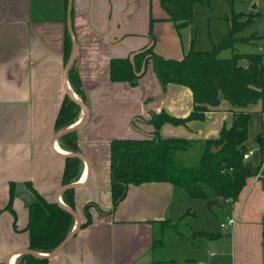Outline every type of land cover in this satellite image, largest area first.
<instances>
[{
	"label": "crops",
	"instance_id": "0c3cea01",
	"mask_svg": "<svg viewBox=\"0 0 264 264\" xmlns=\"http://www.w3.org/2000/svg\"><path fill=\"white\" fill-rule=\"evenodd\" d=\"M67 2L0 0V264H15L29 250L28 206L37 195L65 205L62 175L68 157L83 158H79L80 178L73 183L77 185L72 189L73 210L66 207L82 224L84 208L90 205L91 220L57 254H45L47 264H219L221 254L227 264H264V178L259 175L260 166L264 169V99L247 108L252 117L245 153L251 155L245 163L251 162L255 174L246 178L234 202L222 204L219 229H224V235L211 227L192 225L180 231L176 221L189 215L181 203L185 194L167 182L129 184L125 197L112 210L111 141L144 139L154 130L151 114L164 112L186 119L193 102L184 86L168 84L162 89L150 64L136 87L111 82L109 62L146 47L151 20L153 51L165 59L183 57L194 29L192 25L184 28L187 33L181 36L182 30H175L160 0H72L76 42L72 65L82 83L85 104L81 103L86 107V116L75 130L79 149L75 154L61 148L63 135L57 137V133L80 123L82 110L71 126L56 127L64 98L80 102L69 85L68 71L64 75L72 54L71 42L65 61ZM119 23L123 30L115 36ZM122 33L121 39L112 41ZM259 37L254 44L262 42L254 46V52L248 48L239 52L253 43L236 50L264 54V35ZM232 121V109L222 101L204 120L164 123L158 133L164 139L189 140L199 157L203 141L217 139L221 128H229ZM229 219L233 224L226 223Z\"/></svg>",
	"mask_w": 264,
	"mask_h": 264
},
{
	"label": "trees",
	"instance_id": "16d2710c",
	"mask_svg": "<svg viewBox=\"0 0 264 264\" xmlns=\"http://www.w3.org/2000/svg\"><path fill=\"white\" fill-rule=\"evenodd\" d=\"M67 0H65L66 3ZM167 19L175 30L192 25L194 6L209 8L210 0H160ZM258 13L233 12L225 17L228 30L208 50L194 49V30L188 49L180 60L165 59L153 51V45L145 52L134 57L138 72L144 58L150 64L162 89L168 84H177L188 88L192 95V111L186 119H175L164 112L151 114L150 123L154 130L144 134V139H118L110 143V190L112 210L123 200L129 184L140 185L147 182H167L179 187L189 198L203 202L212 200L214 205L234 202L245 185L247 177L255 174L245 166L243 154L248 137V123L252 117L247 108L264 99V54L239 53L236 48L243 44H254L260 37L251 35L239 37V33L250 24ZM151 24L148 37L153 43ZM67 61L71 49L68 32H65ZM145 48V47H144ZM143 48V49H144ZM229 50L231 55L220 57L221 52ZM146 68V67H145ZM145 74V73H144ZM134 75L128 56L113 58L109 62L111 82L128 83L131 87L139 84ZM71 89L85 104V93L74 65L68 71ZM222 101L232 109L233 121L229 128L222 127L217 139L203 141V150L195 166H186L175 156L187 150L191 142L181 138H161L158 130L164 123L185 124L190 120H204L206 115L219 108ZM80 114V106L69 98H64L59 109L57 130L74 124ZM140 119V118H139ZM132 128L137 130L134 121ZM64 150L77 154V134L75 130L60 138ZM218 152L212 148L220 147ZM262 152V145L259 146ZM82 171V161L78 157H68L62 175V186L77 182ZM33 192H35L33 190ZM65 206L73 210L72 189L62 192ZM86 205L85 222L79 225V231L90 223ZM73 216L56 202H49L37 195L28 206L26 231L29 234L28 248L40 254L52 253L73 230ZM77 232L74 233V235ZM48 257H37L29 253L21 254L15 264H47Z\"/></svg>",
	"mask_w": 264,
	"mask_h": 264
},
{
	"label": "rangeland",
	"instance_id": "374dc122",
	"mask_svg": "<svg viewBox=\"0 0 264 264\" xmlns=\"http://www.w3.org/2000/svg\"><path fill=\"white\" fill-rule=\"evenodd\" d=\"M210 5L209 8H203L199 5L194 6L195 19L192 26L195 31L194 46L196 49L205 51L211 48L212 43L218 42L219 36L226 32L227 29L226 23L222 18L226 15H230L231 12H250V10H253V12H260L261 15L257 16L250 24L244 27L238 36L241 38L244 36L250 37L254 35L255 32H257L255 33L256 35H264V0H210ZM107 13H110V8L107 10ZM186 33L187 31L182 29L181 36H185ZM261 42L262 41L253 44L252 47L242 46L239 48V52H246L247 48L250 49L251 52H254V46L259 45ZM220 57H229V51L221 52ZM178 155L182 154L178 152L175 157L181 160L186 166H195L199 158L194 146L186 150L182 155L183 157H178ZM184 197L181 203L188 207L187 210L189 215L185 218L183 217L178 222L176 221L180 231L185 232L186 226L191 225L194 228L208 229L211 227L212 232L220 230L219 224L222 223L224 215L222 212L225 209V205L222 207V205L218 206L213 204L210 208H207L206 204L209 200L203 202L199 199H191L186 194ZM207 222H209L207 225L208 227H206ZM221 234L224 235V231H221ZM221 244H223V242H221ZM223 255L224 254H221L219 256V264H227V259H224Z\"/></svg>",
	"mask_w": 264,
	"mask_h": 264
},
{
	"label": "water",
	"instance_id": "95a60500",
	"mask_svg": "<svg viewBox=\"0 0 264 264\" xmlns=\"http://www.w3.org/2000/svg\"><path fill=\"white\" fill-rule=\"evenodd\" d=\"M71 5H72V0H68L67 2V18H66V28H67V32H68V35L70 37V40L72 42V54H71V58L69 59V61L67 62L66 66H65V74L67 73V71H69V69L71 68L72 64H73V60L75 58V54H76V42H75V37H74V34H73V29H72V23H71ZM123 30V25H121V23H119V28L117 30V32L115 33V36H117V34H119L121 31ZM124 33H122V35H120L119 37H116L115 40H112V41H116L118 39H121L124 35ZM153 45L152 42H150L144 49H140L138 51H135V52H132L128 55V58H129V61L132 65V68H133V72H134V75L139 78L141 77L144 73H145V67H146V60L148 59V57L146 56L142 62V65H141V68L140 70L137 72L136 69H135V65H134V57L138 54H141L143 52H145L147 49L151 48V46ZM72 97V96H71ZM75 103H77L81 110H82V113H83V118L81 120L80 123L76 124L74 127H71L69 129H66V130H62L60 132L57 133V137L58 136H62L64 135L65 133H68L72 130H76V128L79 127L80 124H82L85 116H86V107L85 105H83L81 102L77 101L74 97L71 98ZM221 146L218 147V148H212L213 151H216L218 152L220 150ZM78 158H83V157H78ZM245 166L250 168L251 167V162H246L245 163ZM75 186V184H71V185H67V186H64L63 187V190L65 189H73ZM60 206H62L67 212H69L76 220V225L75 227L73 228V230L68 234V236L63 240V242L51 253V255H55L57 254L61 248L69 241V239L74 235V233L76 232V230L79 228V219L77 217V215L75 214V212L71 211L69 208H67L65 205L61 204V203H58ZM214 202L212 200H209L206 204V207L207 208H210L211 205H213ZM25 252L29 253V254H32L34 256H37V257H46V255H42L40 253H35L33 251H30V250H26ZM50 255V256H51Z\"/></svg>",
	"mask_w": 264,
	"mask_h": 264
},
{
	"label": "built area",
	"instance_id": "2783aa9c",
	"mask_svg": "<svg viewBox=\"0 0 264 264\" xmlns=\"http://www.w3.org/2000/svg\"><path fill=\"white\" fill-rule=\"evenodd\" d=\"M250 155H251V153H244L243 154V160L245 161V160L249 159ZM259 175H261V177L264 178V169L261 166L259 169ZM226 223L229 225L233 224L232 219L227 220ZM223 226H224V224L221 225V227H223Z\"/></svg>",
	"mask_w": 264,
	"mask_h": 264
}]
</instances>
